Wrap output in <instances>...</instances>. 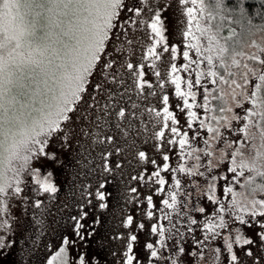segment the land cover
Segmentation results:
<instances>
[{
	"label": "snow or ice",
	"instance_id": "obj_1",
	"mask_svg": "<svg viewBox=\"0 0 264 264\" xmlns=\"http://www.w3.org/2000/svg\"><path fill=\"white\" fill-rule=\"evenodd\" d=\"M0 264H264V0H0Z\"/></svg>",
	"mask_w": 264,
	"mask_h": 264
},
{
	"label": "rangeland",
	"instance_id": "obj_2",
	"mask_svg": "<svg viewBox=\"0 0 264 264\" xmlns=\"http://www.w3.org/2000/svg\"><path fill=\"white\" fill-rule=\"evenodd\" d=\"M167 26L169 27V29H173V28H176V29H179V28H182V23L179 19V16L177 14H174V13H170L168 15V20H167ZM63 175H59L57 176V182H61L63 180Z\"/></svg>",
	"mask_w": 264,
	"mask_h": 264
}]
</instances>
